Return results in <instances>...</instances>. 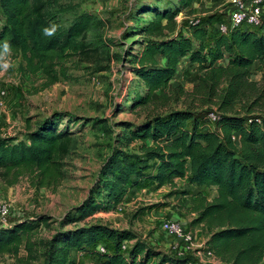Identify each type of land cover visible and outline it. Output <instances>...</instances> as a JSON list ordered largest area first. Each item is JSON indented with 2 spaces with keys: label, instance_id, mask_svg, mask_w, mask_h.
Masks as SVG:
<instances>
[{
  "label": "trees",
  "instance_id": "16d2710c",
  "mask_svg": "<svg viewBox=\"0 0 264 264\" xmlns=\"http://www.w3.org/2000/svg\"><path fill=\"white\" fill-rule=\"evenodd\" d=\"M61 1L0 0V40H8L12 54L20 59L19 74L41 75L43 88L69 81L71 65L92 64L101 54L86 39L91 28L101 25V21L81 13L62 26L57 12L70 8L62 6ZM198 1L132 3L128 17L133 24L125 29L123 38H139L132 41L131 50L135 46L137 50L128 51L126 61L145 91L131 104L135 108H158L173 100L183 107L154 113L144 123L130 126L125 144L138 141L139 154L117 149L102 166L105 206L115 208L126 187L133 188L146 179L159 187L181 179L190 186L214 188L216 195L211 200L201 194L190 199V210L196 215L191 225L208 229V244L222 262L264 264V114L257 113L264 108V18L259 28H233L228 36L203 29L202 24L190 26L189 35H185L178 29L176 18ZM53 24L57 26L55 35L44 36L43 28ZM209 40L212 46L204 47ZM225 57V66L216 65ZM185 58L198 67L197 84L190 91L177 86L169 93V82ZM253 65L260 73L258 81L251 79L249 68ZM160 91L161 96L153 99ZM207 106L217 109V131L199 130L195 113ZM62 120L54 114L35 126L27 121L24 140L0 138L3 185L10 188L27 178L37 190H56L65 177L64 161L74 142L72 131L66 123L61 124ZM233 133L238 134V144ZM148 169L153 172L146 173ZM96 208L94 204L79 208L77 218L67 222L90 215ZM47 220L40 216L0 229V258L14 257L21 264L39 259L42 264H76L70 258L72 250L87 253L93 249L98 264L189 262L138 241L126 255L122 254L121 243L135 240V236L102 224L58 230L44 241L37 238V233ZM102 241L112 245V252L95 251ZM21 250L23 258L19 257Z\"/></svg>",
  "mask_w": 264,
  "mask_h": 264
},
{
  "label": "rangeland",
  "instance_id": "374dc122",
  "mask_svg": "<svg viewBox=\"0 0 264 264\" xmlns=\"http://www.w3.org/2000/svg\"><path fill=\"white\" fill-rule=\"evenodd\" d=\"M133 1L60 2L62 6L70 8L65 12H57L58 23L62 26L69 25L81 13L94 15L101 21V25L93 26L86 36L92 47L100 49V57L92 64L83 63L77 67L71 65L69 81L61 80L49 88H43L42 76H21L18 71L20 59L11 55L12 67L0 75V138L24 140L27 121L35 126L37 122L58 114L63 119L61 124L66 123L72 131L74 142L64 161L65 177L55 191L37 190L31 187L27 178H22L10 188L0 182V199L11 205V222L46 217L47 225H41L37 233V238L44 241L58 230L102 224L132 233L135 236V240L130 241L132 245L138 241L154 251L175 256L177 254L170 250L173 240L165 237L159 229L162 221L172 220L179 222L190 233V243L196 249L194 254L199 253L200 262L228 264L217 258L214 252L211 257L206 254L211 249L208 244V229L191 225L196 215L190 210V199L201 194L211 200L216 195L214 188L190 186L187 180L181 179L173 181L172 185L159 187L146 179L138 186L126 187L125 194L115 208L105 206V191L101 187L104 181L100 177L102 166L117 149L129 154H139L138 141L128 146L125 144L124 136H128L130 126L144 123L154 113L183 107L173 100L165 107L159 105L158 108L151 105L135 108L131 104V101H136L145 91L142 83L131 73L126 61L127 52L134 53L137 50L136 46L131 50L132 41L139 38H123L125 29L133 24L128 17ZM228 9L229 0H199L179 14L176 23L183 34L189 35L190 26H212L215 22L226 20ZM203 46L208 48L212 43L209 40ZM157 59L160 61L158 57ZM249 70L251 79L258 81L260 73L256 71V65ZM199 75L197 65L191 64L187 58L183 59L178 63L175 77L169 82L168 92L177 86L190 91L197 84ZM161 94L162 91L157 92L152 98H158ZM262 102L264 103V99ZM234 106L239 109L238 103ZM211 112L216 114V107L207 106L196 111L199 130L217 131L215 121L209 118ZM257 113L264 114V108L258 109ZM233 138L238 144V135H233ZM152 172V169L146 170V173ZM182 192L188 195L183 196ZM92 204L97 208L90 215L76 219L75 222H67L77 218L75 212L79 208ZM100 247L106 252H112L109 242L102 241ZM92 250L77 255L73 253L70 258L76 264H98V256ZM121 253L127 254L126 251ZM184 254L194 259V255ZM24 256V251L21 250L19 257ZM0 264L21 263L17 258L4 256L0 258ZM32 264H42V259Z\"/></svg>",
  "mask_w": 264,
  "mask_h": 264
},
{
  "label": "built area",
  "instance_id": "2783aa9c",
  "mask_svg": "<svg viewBox=\"0 0 264 264\" xmlns=\"http://www.w3.org/2000/svg\"><path fill=\"white\" fill-rule=\"evenodd\" d=\"M263 4V0H229V9L226 20L214 23L211 28L209 25H202L201 27L203 29H207L208 31L212 29L214 33L223 36H228L233 28L257 29L261 25L264 18ZM217 117V113L214 114L211 112L209 114V118L215 122ZM119 210H121L120 207ZM12 217L13 212L11 205L0 199V229H7L13 226L15 222L10 221ZM20 221L21 220H18L16 223ZM159 229L165 237L173 240L170 250L177 254L175 256L189 259L188 264H203L200 262V258L198 257L199 253L194 254L196 249L192 248L190 243V233L185 231V228H183L179 222L172 220L162 221ZM131 246L132 244L130 241L125 240L121 243L120 251L128 252ZM96 249V252H105L100 245L97 246ZM206 252L209 257L213 255V251L211 249H208ZM184 253L194 255V259Z\"/></svg>",
  "mask_w": 264,
  "mask_h": 264
},
{
  "label": "clouds",
  "instance_id": "9594fccd",
  "mask_svg": "<svg viewBox=\"0 0 264 264\" xmlns=\"http://www.w3.org/2000/svg\"><path fill=\"white\" fill-rule=\"evenodd\" d=\"M57 31L56 25H50L43 28L42 34L47 37H52ZM12 45L8 40H0V75H3L10 67L11 62Z\"/></svg>",
  "mask_w": 264,
  "mask_h": 264
},
{
  "label": "crops",
  "instance_id": "0c3cea01",
  "mask_svg": "<svg viewBox=\"0 0 264 264\" xmlns=\"http://www.w3.org/2000/svg\"><path fill=\"white\" fill-rule=\"evenodd\" d=\"M131 7H132V4L130 5V9H131ZM227 58L228 57H225L224 59H222V60H220V61H217L216 62V65H220V66H225L226 65V63H227ZM236 133H233V135H235ZM238 135V134H237ZM160 143V142H159ZM179 179H175L174 181L175 182H177ZM167 246H164V248H166ZM73 253H76L75 255H77V254H83V252H77V251H75V250H72L71 251V255H73ZM164 253H166V252H164Z\"/></svg>",
  "mask_w": 264,
  "mask_h": 264
}]
</instances>
